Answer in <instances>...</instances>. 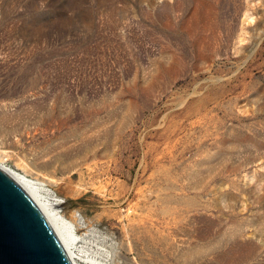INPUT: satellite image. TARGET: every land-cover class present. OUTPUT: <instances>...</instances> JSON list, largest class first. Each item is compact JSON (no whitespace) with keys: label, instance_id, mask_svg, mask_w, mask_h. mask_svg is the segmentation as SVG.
Masks as SVG:
<instances>
[{"label":"rangeland","instance_id":"obj_1","mask_svg":"<svg viewBox=\"0 0 264 264\" xmlns=\"http://www.w3.org/2000/svg\"><path fill=\"white\" fill-rule=\"evenodd\" d=\"M0 164L78 264H264V0H0Z\"/></svg>","mask_w":264,"mask_h":264},{"label":"water","instance_id":"obj_2","mask_svg":"<svg viewBox=\"0 0 264 264\" xmlns=\"http://www.w3.org/2000/svg\"><path fill=\"white\" fill-rule=\"evenodd\" d=\"M0 264H68L43 216L1 168Z\"/></svg>","mask_w":264,"mask_h":264},{"label":"bare ground","instance_id":"obj_3","mask_svg":"<svg viewBox=\"0 0 264 264\" xmlns=\"http://www.w3.org/2000/svg\"><path fill=\"white\" fill-rule=\"evenodd\" d=\"M0 168L17 184V186L25 193V195L30 199V201L43 216L52 233L54 234L68 264L81 263V256L79 254L78 255L80 257L77 255L76 245L80 242H83L82 238L75 235L74 225L61 215L60 211L58 210V207L61 203L57 201L55 197L52 196L46 189H44L45 185L43 182L52 184L55 181H53V179L51 180L41 176V181L34 178V180H32L2 164H0ZM83 262H85V260ZM96 263L97 262H95V264Z\"/></svg>","mask_w":264,"mask_h":264}]
</instances>
